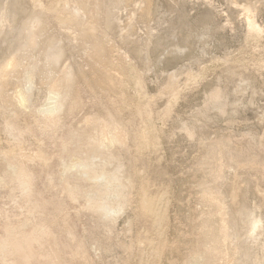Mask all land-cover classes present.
<instances>
[{"label": "rangeland", "instance_id": "rangeland-1", "mask_svg": "<svg viewBox=\"0 0 264 264\" xmlns=\"http://www.w3.org/2000/svg\"><path fill=\"white\" fill-rule=\"evenodd\" d=\"M12 61L0 241L42 227L57 264H264V0H0V70Z\"/></svg>", "mask_w": 264, "mask_h": 264}, {"label": "bare ground", "instance_id": "bare-ground-1", "mask_svg": "<svg viewBox=\"0 0 264 264\" xmlns=\"http://www.w3.org/2000/svg\"><path fill=\"white\" fill-rule=\"evenodd\" d=\"M38 19H39V23L42 24L43 20L40 17H38ZM40 27H41V25H40ZM27 31H28L27 33L29 34L27 41H29V43H30L31 41H33V39H35L38 36V34H37L38 32H36V33L33 32L32 28L27 29ZM31 44H32V42H31ZM61 55H62V52L60 50H58L57 54L55 55V58H53V59L55 60L56 58L60 57ZM10 64L12 65V67L10 66ZM52 64H54L53 61H52ZM16 68H17V63L12 61L9 64L3 65L1 67L0 71L4 75H6L7 73L12 72L13 69L15 70ZM73 78L74 77H73L71 72H67L64 75L63 80H61L63 85L65 84L64 93H67L69 91V89L71 87V83L74 80ZM48 80H49V78H48ZM2 85L3 84L0 83V89L2 88ZM20 97H21L20 103L27 101L26 97H24L22 95H20ZM63 105H64V101H60L59 107H62ZM108 124H109V126H108ZM106 125H107L106 127L109 128L110 130L107 129V131H105V133H104L103 138L105 139V141L109 142V143L116 142L118 144H123L124 140L122 139L121 136H119L118 134H114V131L110 132L111 130L116 129V127L113 125V122L110 120L109 122H107ZM13 175L17 179H19L22 187L26 191L29 190V188L31 186V178L32 177L25 170V167L22 163L20 164L19 168L13 172ZM207 202H209L211 205H217L218 208H223L220 204V202H222V197H220V195L218 193L210 196L207 199ZM143 208L148 210V211H151L154 209V205L151 201L145 200L143 202ZM222 213H223L222 210H219V217L222 215ZM221 220L222 221L219 225L220 230L218 231V234L220 235V238L222 241L221 246H225L228 244L227 242L229 241V239L232 238V234H231L230 228H229L230 218L227 217L225 214V216L223 215V218ZM48 232L49 231H44L42 227H39V228H34L33 232L31 234H25L23 232V228L15 229L14 227H10L8 230L7 238L2 239L0 241V251L6 253L11 259H13V261H14L13 264H31L30 262L32 260L38 259L40 256L44 259V262H45L44 264H57V262H60V257L58 254H56L54 252V250L52 251L50 249L44 253H41L38 250L39 246H41L40 242L45 238V236L48 237V235H49ZM210 235H213L212 228L209 229L205 234V238L203 240V243H204L203 249L205 251V255L207 256V258L212 260L214 258L221 257V255H224V253L215 247L213 241H211L209 238ZM34 246L38 247L37 250L34 248ZM41 262H42V260H41Z\"/></svg>", "mask_w": 264, "mask_h": 264}]
</instances>
